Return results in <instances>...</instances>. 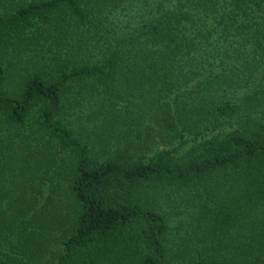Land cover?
Here are the masks:
<instances>
[{
    "label": "trees",
    "instance_id": "obj_1",
    "mask_svg": "<svg viewBox=\"0 0 264 264\" xmlns=\"http://www.w3.org/2000/svg\"><path fill=\"white\" fill-rule=\"evenodd\" d=\"M0 264H264V0H0Z\"/></svg>",
    "mask_w": 264,
    "mask_h": 264
}]
</instances>
